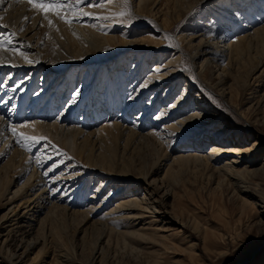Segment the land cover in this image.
I'll return each instance as SVG.
<instances>
[{
	"label": "rangeland",
	"instance_id": "1",
	"mask_svg": "<svg viewBox=\"0 0 264 264\" xmlns=\"http://www.w3.org/2000/svg\"><path fill=\"white\" fill-rule=\"evenodd\" d=\"M242 1L150 0L148 2L149 8L139 11V15L134 19L116 18L115 29L109 34L116 39L125 37L130 43L112 41L107 53H117L119 54L118 57L126 55L127 57L122 60H125L127 65L123 68H115L117 66L112 63L105 68L102 66V62L92 61V69L89 72H97L99 69L101 71V78L95 77L92 81V83L95 82L96 85H100L99 99H104L109 91H115L110 88L112 85L119 90V96L124 97L122 101L127 102L130 97L137 93L136 90L151 74L155 65L165 66L171 59L179 58L177 62L166 67L173 71L171 72L173 79L169 81L172 82L173 80L174 82L165 81L166 83L162 84L160 94L154 97L155 100L158 98L159 104L149 114L150 116L147 117L145 123H143L144 121L140 123L141 120L137 121L134 118L137 112L149 103L156 87L146 92V95L142 97L141 105L137 110L128 114L129 120L124 125L130 127L134 122L140 123L139 125L144 127L141 132L150 135L153 132H162L161 128L165 124H171L187 117L190 111L198 112L200 115L183 125L181 124L180 137H182L180 139L162 146L154 136L135 139L129 132L122 135L116 134L109 138L103 136L96 138L97 136H95L89 142L87 141L88 143L84 137H81L77 147L80 148L79 150H83L81 153L77 151L79 165L75 167H77V171L84 169L86 173L83 175L90 178V182L88 181L89 191L83 198L85 200L84 205L70 208L71 211H77L80 208V211L68 215L64 209H54L53 211L49 208L50 205H44L43 202V207L34 210L38 211L35 213L37 221L33 227L27 228L30 232L27 241L22 243L18 237L17 242L14 244L12 242L10 247L3 249V253H0V264H15L10 262L13 261L11 260L12 254L22 253L30 241L37 243L36 245L33 243L34 246L32 245L33 248L29 249L31 251L27 257L24 256L23 264H90L96 250L95 247H103L102 254L97 259L96 264H264V171L261 169L264 167V63L252 71L256 64L252 55L256 53L257 49L262 50L264 46V18L261 22L257 21L252 24L246 31L248 34L254 33L252 34L253 38L256 37L257 40H260L253 44L255 39L251 45L249 44L250 46H247L248 50L245 51L243 60L241 59L243 63L240 61L236 67L231 66V64L226 66L229 61V56H226L223 62L214 60L208 66L211 74L209 80L212 81L214 87H209L199 78L198 73L201 72V61L204 58H200L201 60L196 61L192 67L191 64L184 61L183 56L178 57L179 53L176 51V47L180 46L186 54L192 55V47L200 39V37L195 36L199 33L198 30L204 29L212 37L215 31L221 32L220 24L225 18L230 19L231 26L234 23L235 25L239 24V17L230 16V13H233V10ZM253 1L248 6L250 10L255 8ZM138 2L139 0H129V7L132 12L136 10ZM88 3H91V0H88ZM119 3L124 7L121 0H114L111 6L114 7ZM97 9H99L98 12L104 11V7ZM239 11L243 12V10ZM34 14L31 19L25 21L23 31L26 30L24 32L26 34L25 39L30 41L32 47H37L40 53H44L46 47L51 45V48L58 51L62 56H77L80 53L84 54L83 57L94 55V50L77 52L78 48L76 49L68 42V32L60 30L57 24L53 23L54 27H50L48 23L37 25L38 22L35 26L32 25ZM117 19H124L126 23H118ZM256 28H260V31ZM243 34L241 31L233 32V28H230L229 34L225 37L226 44L229 45V42ZM0 35L2 37V34ZM4 37L2 38L4 39ZM165 37L170 39H165ZM202 41L204 45H207V48L212 47L211 41H206L205 38ZM224 44L225 42H218V47L221 50H226L227 45L224 46ZM6 48L10 49V47ZM213 49L215 48L213 47ZM228 49L225 52L228 53ZM174 53L176 54L173 55ZM63 61L66 59L61 60V62ZM134 62H136V66L144 65L143 71L138 72L141 67L134 69ZM222 63L225 64L224 70ZM89 72L87 76L86 70L78 73L74 90L71 89V85H68L65 87L67 90L58 92L62 95L59 96L62 102L59 106L55 105L56 110L53 107V111L56 112L52 114V121L60 117L70 104L73 106L74 103H78L76 97L79 95L75 96V102L71 103V101L74 98V93L78 91L81 94L88 87V83L92 80ZM11 73L13 72L10 69H7L6 72L0 71V85H4L0 86L1 98L8 87L18 84L17 81L13 82V85L10 83L15 78L14 74L12 80L9 79L8 76ZM130 73H132L133 78H136V73L140 74L132 86L129 85ZM69 75L75 78L76 74L73 72ZM21 76H23L20 77L21 81L29 77L28 73ZM36 76L37 84L41 83L43 77L46 78L42 70ZM220 78L225 79V85L218 83ZM80 80L86 82V87L81 86ZM109 82L111 84H108ZM187 85L190 87L188 95L186 94L184 101L179 104L174 121L157 120V123L153 124V120L162 109H169L170 105L175 103L184 92ZM166 88H169V92H167V97L163 102ZM61 89L64 90V86ZM163 89L165 90L163 91ZM35 91L31 92L33 94L29 95L26 104L31 102ZM66 92H70V94L65 96ZM222 95H224L223 98H221ZM198 99L201 105L198 104ZM45 103H47V98L41 106L34 107L33 110L29 109V105H25L26 113L23 115L24 109L21 110L20 115L23 116L21 120L23 122L27 121L26 119L32 120L30 115L36 112L39 114L47 112L51 116L53 111L49 110L51 107L47 109L48 106ZM120 108L122 107L119 106L118 109L120 110ZM8 109L5 110V113L9 111L8 114L12 115L13 112ZM120 113L121 111H117L116 114ZM81 116L85 117V115L80 114L79 117ZM79 117L74 118L75 121L71 126H80L81 123H77ZM94 118L96 117L94 116ZM104 120L96 121L94 126L86 130L92 131L102 127L106 123ZM110 120L114 121V119ZM227 126L229 127V135L239 134L236 140L237 144L234 146L239 150L241 148L246 151H242L240 154L226 153V156H224L225 154L221 155L218 161L212 160L211 163H215L216 168H223L225 165L229 166L225 162L226 159L227 161L235 159L242 161L241 164L231 165L240 171L239 174L242 173L241 176H238V180L229 176L225 177L223 173L215 172L214 174V171L205 168L204 164H195L196 157L193 156L195 152L193 148L190 149L193 145L187 146L188 143H195L197 140L199 143L212 137L219 140L220 137L217 136V138L214 133ZM233 126H237L239 129L233 130ZM231 137L225 136V140H223L225 143L221 145L223 147L231 145L229 140L236 139H231ZM56 138H62L61 141L58 140V144L66 142L61 135L56 136ZM56 138L54 137L55 140ZM212 143L211 141L197 152L201 153L200 155H208L211 152ZM42 145V143L37 144L32 153L37 154L38 150L42 149ZM3 147L4 141L2 140L0 141V152ZM174 147L176 148L175 151H173ZM182 154H184L183 159H179L178 155ZM11 158V152L0 158V177L3 176L6 169H9ZM54 163L55 160L52 159L47 168ZM68 164L70 161L67 159L63 166L56 167L55 173H61ZM150 167H154L153 175L148 179L149 182L155 181L152 188L147 185L148 181H145L144 177L141 176ZM247 170L251 172L248 173ZM211 172L212 174H210ZM29 175L30 171L22 179L15 180L8 192H5L4 199L1 198L0 226H4L3 234L12 229L16 234L15 231L24 228L23 226L26 225L22 222L16 223L14 217L8 220L3 216L16 205V202L11 203L9 201L18 191L21 192L24 189L25 184L21 185V182L23 183L25 179L27 181ZM102 182L106 185H101ZM98 187L100 191L97 192L96 198L90 200ZM135 188L137 193L134 195L138 199L144 197L145 194L150 196V189H155L153 197H157L161 202L155 203V210L143 211L141 205L138 211L131 213L127 210L124 211L125 213L118 211L120 214H124L122 215L125 217L123 222L127 224L130 221L129 223L135 225V228L132 226L129 229H134L137 233L126 238L122 234L125 229L121 228L120 233L116 232L114 228L116 221L108 217L107 214L128 197L124 199L116 193H124L128 189L133 190ZM111 192L112 194L109 196ZM61 193L62 190H57L54 197L58 204L65 205L64 201H58ZM148 196L146 197L148 198ZM105 197L110 199L97 209ZM69 198L78 199V194L70 193L66 200ZM147 198L145 202L148 200ZM93 207L97 211L90 216V219H82L80 213L86 209H95ZM141 211L143 212L141 219L133 220L131 218ZM99 237H102L100 238L102 242L99 240L96 244ZM3 239L4 237H0V246ZM98 255L96 256L98 257Z\"/></svg>",
	"mask_w": 264,
	"mask_h": 264
},
{
	"label": "bare ground",
	"instance_id": "2",
	"mask_svg": "<svg viewBox=\"0 0 264 264\" xmlns=\"http://www.w3.org/2000/svg\"><path fill=\"white\" fill-rule=\"evenodd\" d=\"M150 0H139L137 4L136 10L133 12L134 17L139 15V11L147 10L149 8V2ZM252 3V0H243L241 4H238L235 10H233V13H230V16H234L235 18H238L239 24L234 23L233 26H231V21L230 19L225 18L224 21L222 20L220 24V33L215 31V34L213 36H210V33H207L204 31V29L198 30L199 33L196 34L195 36L200 37L198 40L197 44H194L192 47V55L186 54L183 50L182 47H176V51L178 54V57L183 56L184 61L188 62L189 64L194 67L196 61H198L200 58H204L201 61V72L198 73L199 78L203 80V82L208 85L209 87H214V84H212V81L209 80V76H211L208 66L215 60L217 62L224 60L226 56H229V61L227 62L228 64L226 66H237L239 65L241 59L243 60L245 56V51L248 50L247 46L251 45V42L256 39V37L253 38L254 33H246L248 28L252 26V24L256 23L257 21L261 22V20L264 18V0H254L253 4L255 6L254 9L250 10V4ZM148 4V5H147ZM123 5V4H122ZM239 6V8H238ZM6 10H5V8ZM8 7V9H7ZM80 7H83L85 11L90 12V13H95L97 15H107V16H112L113 13H118L123 10L124 7L121 6V3L114 5V7L111 6V4H107L104 6V11L103 12H98L99 9L95 7H86L85 5H80ZM238 8V9H237ZM239 10H243L241 13ZM35 13V14H34ZM241 13V14H240ZM33 23L32 25L35 26V24H49V21L44 19V15L42 12H39L35 8H33L30 4L27 3V0H24L22 3H16L15 0H4V4L0 5V17H3V20L0 21V24L7 25L6 29H0V33L2 34V40H5L6 42L10 39L12 44L8 45L6 43V47H13V46H19L20 44H25V45H30V41L26 38V34L23 31V28L25 26V23L27 20L31 19L33 16ZM27 17L28 19H25ZM49 18L52 20L54 24H57V27L60 28V30L67 31L68 32V42L72 45L75 46L77 49V52L82 50V51H87L91 52L94 50V55L92 57H83L84 54L80 53L77 54V56L73 55H65L62 56L58 51L54 50L51 48V45L46 47L44 50V53H40V50L37 49V47H29L24 49L25 51L30 53V59L33 61H38L37 63L33 64H26L24 59L19 55V54H14L11 51L3 50L0 51V57L3 58L4 60V66H0V71L6 72L7 69H10L13 73L9 74L8 77L9 79L12 80V75L15 74L14 80L10 83L17 81L19 84V87L13 86V87H8L6 89L5 93V98H0V116H3L4 119L0 120V129H3V135H0V141H4V147L2 148L3 150L0 152V158L5 156L6 154L11 152L12 158L9 160V169H6L5 172L3 173V176L0 177V203H1V198L4 199L5 197V192H8L9 187L15 180H20L22 179L29 171L30 175L27 177V181L22 183L21 185L25 184L24 189L21 190V192H17V194L11 198L9 202L15 203L12 209L8 213H6L3 218L6 217V219H11V217H14L15 222L20 224L21 222L26 224L23 226L24 228H19L17 231H15L16 234H14V229L11 231H8L3 234V227L0 226V237L3 238V245L1 244L0 246V253H3V249L6 247H10V245L14 244L17 242V239L19 237V241L26 242L27 237L30 235V232L27 228H31L34 226L35 221H37V216L35 213L38 211H34L35 208L43 207L42 203L44 202V205H50L49 208L54 211V209H64V212L67 213L68 215L72 213H77L80 211V208L77 211H71L70 208H77V207H82L85 203V200H83L84 196H86V193L89 191L88 190V185H89V180L90 178L86 175H83L86 173V171L83 169L82 171H77V165H79V155L77 154V151L81 153L80 148L77 147L78 145V140H80L81 137H84V140L86 142L92 138L97 136L96 138L100 137H112L113 135H122L126 132H129L132 136L141 139L149 138L150 136L156 137V140H158L159 144L165 145L168 142L175 141L177 139H180V127L181 124H185L189 122L190 120L196 118L200 114L198 112H193L190 111L187 115V117L181 118V120L175 121L174 123L171 124H165L161 129L162 132H153V134H148V133H142L141 129L144 127L140 126L139 124L145 123L146 119L149 114L155 110L156 106L159 104L158 98L155 100L154 97L159 95L160 90L162 88V84H164L165 81H169L172 78L171 69H167L166 67L169 66V64H172L173 62H177L179 58L177 59H171L167 64L163 67V70L160 73L154 72V69L160 68L161 66H154L152 69L151 74L146 78V80L142 83L141 86H139L137 93L129 98L128 101H122L123 98L119 96V90L115 89L112 85L110 88L115 91H109L106 93L107 96H104V99H99L98 92L100 91V85H96L95 82L92 83L93 79L96 77L99 79L101 78V71H91L92 73L89 72V70L92 69L91 63L92 61H99L102 62L103 67H107L110 64H114L115 68H123L126 67L127 63L126 61L122 60L123 58L127 57L126 55H121L118 57L119 54L117 53H107L109 51V47L111 46L112 41H118L119 43H130L129 40H127L125 37H121L120 39H116L112 35L109 34V32H113L115 29V23H116V18L104 21V20H97L95 18H89V17H83L80 19L78 22L74 21L73 23L69 24L61 20L59 17H57L54 14L49 13ZM118 20V19H117ZM26 21V22H25ZM237 21V20H236ZM235 21V22H236ZM97 25L96 27H93L91 25ZM233 28V32L236 31H241L244 34L243 35H238L232 42H229L230 44L227 45V41H225V37L227 34H229V29ZM218 29V28H217ZM257 29V28H256ZM260 29V28H259ZM257 29L258 31H260ZM219 30V29H218ZM62 31H59L60 33ZM256 31V30H255ZM256 31V32H258ZM16 33L15 36H12L11 33ZM107 33V34H106ZM1 36V35H0ZM67 36V35H66ZM264 37V36H263ZM203 38L206 39V41H211L212 47H208L207 45L203 44ZM253 38V39H252ZM260 38V37H259ZM211 39H215L218 41H214ZM263 39V38H262ZM221 40V41H219ZM229 40V39H228ZM260 40V39H258ZM256 39L255 42H252L253 44H256L258 42ZM218 42L222 43L225 42L224 46L227 45V49L229 46V51L228 53L225 52V49H222L218 47ZM248 42V45H247ZM209 44V43H208ZM250 44V45H249ZM260 44V42H259ZM222 46V48H224ZM257 46V45H256ZM213 47L215 49H213ZM218 47V48H216ZM225 47V48H226ZM259 47V46H258ZM73 48V47H72ZM220 48V50H218ZM256 48V47H255ZM252 48V49H255ZM9 49V48H8ZM251 50V47H250ZM249 50V51H250ZM76 52V53H77ZM48 53V54H47ZM75 53V54H76ZM174 53L173 55H175ZM250 54V53H249ZM251 56V54H250ZM69 58V59H68ZM228 58V57H227ZM66 59V61L61 62V60ZM144 59V58H142ZM252 59L256 61V64L253 66L252 71L258 69L260 66L263 65L264 63V46L262 50L257 49L256 53L252 55ZM201 60V59H200ZM245 61V60H244ZM252 61V60H251ZM205 62V64H204ZM242 62V61H241ZM243 63V62H242ZM15 64L18 65V67H10L8 65ZM204 64V65H203ZM158 65V64H157ZM223 70L225 68V64H223ZM139 69V73L143 71L144 65L143 66H136V62L133 63V68ZM41 70L43 71V75H46V78L43 77L41 79V83L37 84L38 79L36 78ZM86 70V76L88 75L87 73H90V77L92 80L88 83V87H86V82L84 80H80L82 82L81 86L86 87V90L84 92H80L78 97V103H74L73 106L70 104L65 111L61 114L60 117L55 118L54 121L51 120V117L53 116L56 111L55 105L59 106L61 105L60 103L62 101L59 96L60 93L58 92H64L65 87L68 85H71L72 88H75L76 80L78 73L80 74L81 71ZM104 70V69H103ZM48 71V72H47ZM88 71V72H87ZM109 71V70H108ZM76 74L75 78L71 77L69 74L73 73ZM116 73V70L114 71ZM29 77L22 81L23 83H19L20 77L22 74H27ZM47 73V74H46ZM139 73H136V78H133L132 73H130L131 79L129 82V85L132 86L135 82L136 79L139 78ZM21 74V75H20ZM20 75V76H18ZM129 75V73H128ZM1 78V77H0ZM90 78V79H91ZM23 79V78H22ZM111 80V79H110ZM109 80V81H110ZM206 80V82H205ZM87 81V80H86ZM176 81V80H175ZM170 83L174 82L172 80L169 81ZM225 79H219V84H224ZM166 83V82H165ZM108 84H111L109 82ZM225 85V84H224ZM64 86V90L61 89V87ZM129 86V87H130ZM16 88L15 91H13V88ZM153 87H156V90H154V94L152 98H150L149 103L144 106V108L140 109V111L137 112L135 115V120H141L140 123L138 124L137 122H134L132 126H127L124 125L128 120V114L131 111L137 110L139 106L142 103V97L146 95L147 91H151V89H155ZM3 88V87H2ZM37 91H35V89ZM107 88V87H106ZM189 86L187 85L184 88V92L180 95V97L177 98V101L175 103H172L169 107V109H162V111L158 114L157 117L153 120V124L157 123V120L160 121H174V118L176 116L175 112H177L179 104H181L183 99H185V95H188V90ZM82 89V88H81ZM74 90V89H73ZM165 89H163L164 91ZM32 91H35V95L32 97V100L30 103L26 104L28 102V97L29 95H32ZM161 91V92H163ZM169 92V88H166V93L164 95V98L162 101L164 102L166 99V94ZM70 92H66L65 96H68ZM94 97V99H93ZM224 95L221 96L223 98ZM47 98V109L50 108L49 110H52L53 113L49 114L46 112H42V114L36 112L32 113L30 115V118L32 120L26 119L27 121H36L32 126H26L23 128H18L17 131L23 132V133H30L33 136H43L48 138V141L51 143L48 144L47 146L44 145L42 142V149H39L37 154L35 155L34 149H36L37 144H34L31 146V150H26L22 144L17 143L16 138L12 136L11 132L7 131L6 129L8 128L9 123L13 124H20L23 122L22 117L20 115L21 110L24 109L25 105H29V109H32L34 107H39L42 105L43 101ZM98 98V99H96ZM3 99V100H2ZM126 100V99H125ZM174 102V101H173ZM73 103V100L71 101ZM123 103V104H121ZM105 104V105H104ZM198 104L201 105V102L198 99ZM121 106L120 110L118 107ZM10 109L13 114L11 115L10 113L8 114L5 113L6 109ZM8 109V110H9ZM31 110V111H32ZM42 110V108H41ZM40 110V111H41ZM117 111H121L120 114H116ZM166 112V113H164ZM30 113V111H29ZM85 115L83 118L82 116L79 117V115ZM29 115V114H27ZM90 115V116H88ZM94 116L96 118H94ZM79 117V122L81 123L79 127L77 126H71L73 122L75 121L74 118ZM95 121H92L94 120ZM106 121L105 125L102 127L95 128V130L88 131L86 130L87 128H90L94 126L96 121L103 120ZM114 119V121L110 120ZM26 122V121H25ZM135 124V125H134ZM138 124V125H137ZM86 127V128H85ZM228 126L225 128H220L217 130V132L214 133V135L217 137L219 136L220 139L217 140L214 137L211 139H204L203 141H200L199 143L198 140L195 141V143H188L187 146H191L190 149L193 148L194 157H196L195 161L200 164H204L205 168H208L210 171H214L218 173H223L225 177L229 176L231 178L237 179L238 176H241L240 171L236 170V167L231 166L232 164H241L242 161H238V159L232 160V161H227L226 159V164L229 166L225 165L223 168H216L214 164H212V160L218 161L219 157L221 155L226 156V153H236L240 154L242 150L236 148L234 145L237 144L236 140L238 139L237 136L239 134L234 133V135H229V130ZM227 129V130H226ZM239 127L233 126V130H238ZM226 130V131H225ZM29 135V134H28ZM62 136L63 139L66 141L64 143H59L58 140L62 139H57L56 136ZM229 135V136H228ZM227 136L231 139L236 138L235 140H229L231 141L229 146L223 147L221 144L225 143L223 140L224 137ZM56 138V140L54 139ZM218 138V137H217ZM196 140V139H195ZM61 141V140H60ZM212 143V149L211 152L208 155H200L199 152L202 150L206 144H209L210 142ZM54 142V143H53ZM58 142V143H57ZM85 142V141H84ZM87 142V143H88ZM227 142V141H226ZM55 145V147H53ZM61 146V147H60ZM187 146H185V149H187ZM83 148V147H82ZM189 149V148H188ZM176 148L174 147L173 151H175ZM37 151V150H35ZM186 151V150H185ZM197 152V153H196ZM34 154V155H33ZM182 155H178L179 159H183ZM50 156L51 159H47V157ZM52 159L55 160V163L52 164L56 165V167L63 166L65 164V160L68 159L70 161V164L66 166V168L61 172V173H55V168H53L51 171H49V168L47 166L50 164V161ZM70 159V160H69ZM37 160H42V163H38ZM178 160V159H174ZM95 168V167H93ZM59 169V168H57ZM154 167L148 168L142 177H144L145 181L147 182V185L149 187H154V182H149V178L153 175L154 172ZM264 171V167L261 168ZM55 170V171H54ZM246 171V170H245ZM248 173L251 171L247 170ZM246 172V173H247ZM212 174V172L210 173ZM140 177V176H139ZM89 181V182H88ZM101 185H106V183H103ZM244 189V188H243ZM57 190H62L61 196L58 197V201H64V204L66 205H60L56 202L55 200V192ZM242 190V189H241ZM245 190V189H244ZM99 187L97 188L95 195H92L90 197V200L96 198L97 192H99ZM151 194L150 196L146 195L144 197H140L138 199L134 194L137 193V189H128L124 193H116L119 194V196H122V198L127 199L125 201H122L117 205L115 209H112V211L107 214L108 217L113 218V220L116 221L114 228L116 232L120 233V229L124 228L125 231L122 232V234L127 238L131 237V235H135L137 232L134 229H129L132 226L135 225L132 223H129L130 221L123 222L125 217L120 214L118 211H128V212H134L138 211L140 209L141 205L143 207V211L147 209H154L156 208L155 203H160L159 199L157 197H153V193L155 189H150ZM247 191V190H246ZM70 193H76L78 194V199L74 198H69L66 200V198L70 195ZM249 193V192H248ZM112 192L109 193V196H111ZM167 195V194H164ZM163 195V196H164ZM148 196V198L146 197ZM162 196V197H163ZM148 199L145 202V199ZM2 199V201H3ZM110 198L105 197L103 198V201L100 202V205L97 206V209L106 201H108ZM66 200V201H65ZM63 203V202H62ZM69 203V205H68ZM42 205V206H41ZM155 205V206H154ZM158 206V205H157ZM95 208V207H93ZM97 209H86L84 210L83 213H80V216L82 219L89 220L90 216L94 214ZM42 211V210H41ZM118 212V213H117ZM155 212V211H154ZM125 213V212H124ZM142 211L139 213L134 214L131 218L133 220L141 219L143 217ZM10 217V218H9ZM7 220V221H8ZM22 227V226H21ZM100 238H98V241L96 244H98ZM109 240V239H108ZM107 240V241H108ZM102 242V240H100ZM13 242V243H12ZM127 242V241H126ZM12 243V244H11ZM33 243L36 245V241H30L24 251L22 253H14L12 254V259L13 261H10L11 263L14 262L15 264H23V258L24 256L27 257L31 248H33ZM18 244V243H16ZM100 244V243H99ZM33 245V246H32ZM19 246V245H17ZM99 247V246H98ZM96 250L94 252L93 258H92V263L90 264H96L97 259L100 257L103 251V247L97 248L95 247ZM102 248V249H101ZM101 249V252H99ZM8 250V249H7ZM97 254L98 257L96 256ZM66 259V258H64ZM36 264V263H34Z\"/></svg>",
	"mask_w": 264,
	"mask_h": 264
},
{
	"label": "snow or ice",
	"instance_id": "3",
	"mask_svg": "<svg viewBox=\"0 0 264 264\" xmlns=\"http://www.w3.org/2000/svg\"><path fill=\"white\" fill-rule=\"evenodd\" d=\"M15 2L22 3L24 2V0H15ZM113 2L114 0H91V3H88V0H27L28 4H30L33 8H35L39 12L43 13L44 19L49 21L50 27H54V25H53L52 20L49 18V13L56 15L61 20L69 24L73 23L74 21L78 22L83 17L95 18L97 20H104V21L113 19L115 17L128 18V20L135 18L131 8L129 7V0H121L122 4L124 5L123 10L118 13H113L111 17L107 15L100 16L95 13H90V12L85 11L83 7H80V5H85L86 7L103 8L105 4H111ZM3 4H4V0H0V5H3ZM25 19H28V18L25 17ZM2 20H3V17H0V21ZM117 22L126 23V20L120 19ZM91 26L96 27L97 25L93 24ZM6 28H7V25L0 24V29H6ZM0 34H3V33H0ZM11 35L15 36L16 33L13 32L11 33ZM165 39H170V38L165 37ZM6 43L10 45L12 42L10 39L7 42L5 40H0V51L6 50ZM169 46L174 47L176 45H169ZM29 47L31 46L20 44L18 47L13 46L7 50L11 51L14 54H19L24 59L26 64L37 63L38 61H33L32 59H30L29 58L30 53L24 50ZM0 66H4V60L2 57H0ZM8 66L18 67V65H15V64H11ZM163 67L164 66L154 69V72L160 73L163 70ZM0 86H4V85H0ZM16 87H19V84H17ZM12 90L15 91L16 88L14 87ZM78 95H79L78 91L74 93L73 102H75V96H78ZM3 119L4 117L0 116V120H3ZM35 123L37 122L36 121H26L20 124L9 123L8 128L6 130L11 132L12 136L16 138L17 143L22 144V146H24L26 150H31L32 145L41 144L42 142L44 143L45 146H47L51 142L48 141L46 137L27 135L23 132L17 131L18 128L32 126ZM3 131H4L3 129H0V135H3ZM53 147H55V145H53ZM47 159H51V157L48 156ZM37 162L42 163L43 161L37 160ZM55 167L56 165H53L52 168H49L48 170L51 171Z\"/></svg>",
	"mask_w": 264,
	"mask_h": 264
}]
</instances>
